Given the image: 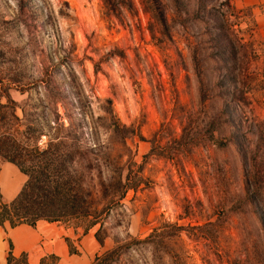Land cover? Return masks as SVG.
Returning <instances> with one entry per match:
<instances>
[{
    "label": "rangeland",
    "instance_id": "1",
    "mask_svg": "<svg viewBox=\"0 0 264 264\" xmlns=\"http://www.w3.org/2000/svg\"><path fill=\"white\" fill-rule=\"evenodd\" d=\"M3 135L90 164L69 172L103 213L57 223L70 252L264 264V0H0ZM5 163L9 201L26 176ZM10 248L0 264H24Z\"/></svg>",
    "mask_w": 264,
    "mask_h": 264
},
{
    "label": "trees",
    "instance_id": "2",
    "mask_svg": "<svg viewBox=\"0 0 264 264\" xmlns=\"http://www.w3.org/2000/svg\"><path fill=\"white\" fill-rule=\"evenodd\" d=\"M66 145L59 136H50L44 148L27 149L10 135L0 136V158L15 164L26 176L11 200L2 201L0 193V225L7 221L11 227L19 224L35 226L43 220L68 226L83 225L87 229L99 222L103 213L98 209L99 201L84 191L83 173L71 174L68 166L79 164L83 169L90 168V164L84 162L79 146ZM119 183L115 189L120 187ZM97 240L102 244V238ZM127 251L125 244L118 245L96 255L92 264H116ZM21 256L27 264L26 255Z\"/></svg>",
    "mask_w": 264,
    "mask_h": 264
},
{
    "label": "crops",
    "instance_id": "3",
    "mask_svg": "<svg viewBox=\"0 0 264 264\" xmlns=\"http://www.w3.org/2000/svg\"><path fill=\"white\" fill-rule=\"evenodd\" d=\"M10 166L13 167V163H5L2 171ZM18 171L21 172L19 169ZM57 229V222L39 220L35 226L19 224L11 227L9 222L5 221L0 225V246L4 245V237H7L11 242V255L18 258L25 254L27 264H39L41 256L53 253L60 257L57 264H92L91 261L98 254L100 245L92 253L86 250L70 252Z\"/></svg>",
    "mask_w": 264,
    "mask_h": 264
}]
</instances>
